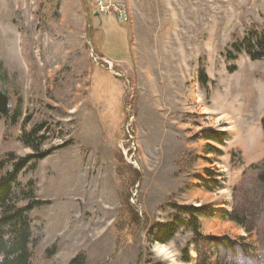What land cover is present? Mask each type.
<instances>
[{"label":"rangeland","instance_id":"1","mask_svg":"<svg viewBox=\"0 0 264 264\" xmlns=\"http://www.w3.org/2000/svg\"><path fill=\"white\" fill-rule=\"evenodd\" d=\"M107 2L128 20L99 15L92 0H0V91L21 111L16 124L0 119V160L32 154L19 140L25 121L45 123L40 151L68 144L19 176L50 202L29 214L31 264L157 262L148 232L175 205L220 210L199 232L247 250L219 249L211 262L264 264V57L227 58L264 30V0ZM206 130L226 133L225 144ZM208 172L221 188L204 186ZM173 239L185 241L177 264H189L192 233Z\"/></svg>","mask_w":264,"mask_h":264},{"label":"trees","instance_id":"2","mask_svg":"<svg viewBox=\"0 0 264 264\" xmlns=\"http://www.w3.org/2000/svg\"><path fill=\"white\" fill-rule=\"evenodd\" d=\"M232 50L228 52L227 58L235 59L236 53L245 51L247 56L251 59H261L264 57V30L261 32H250L239 43L232 44ZM200 81L203 82L204 76L202 71L199 75ZM21 117V111L18 107L10 109L8 95L0 91V119L4 120L5 125L16 124ZM27 121L23 122L22 131L19 140L23 145L33 150L32 154L25 157L16 158L13 154H7V158L0 160V264H31L32 251L31 248L36 245L37 238L34 237L30 212L37 207L49 204V201L39 200L35 196L36 182L32 179L28 180L26 184H22L19 176L22 173H28L36 169L37 163L47 157L52 151L58 147H66L68 144H61L49 150L40 151V146L46 140V136L39 135V133L46 131L45 123H40L26 130ZM205 139L207 141L215 142L222 146L225 144L227 134L224 132H217L213 130L205 131ZM208 151L221 154L219 148L208 146ZM11 167L3 172L7 164ZM208 179L203 180L204 186L208 190H212L216 186L221 188V184L214 181V175L208 172ZM259 178L264 180V175H259ZM213 183V184H211ZM21 203H23L21 205ZM176 213L169 223H154L149 229L150 241L167 242L172 240L176 234L182 229L183 231H190L193 235V240L190 244H194L195 258H191L189 244L182 250V260L185 263L191 264H245L247 258L242 255L240 260L235 258L227 260V257L221 259L222 262H211V258L215 255L219 256V249H223L230 254L235 253L240 249L242 252H247L242 249L239 244L232 241L229 237H217L214 235H202L199 231L203 217L214 218L218 216L216 208L208 209L202 206H174ZM219 217L223 220H232L239 225H243V221L239 220L232 211L221 210ZM207 247L204 251L201 249L202 244ZM227 255V254H226ZM229 257V256H228ZM85 258L82 254L74 257L68 264H84ZM229 261V262H227ZM249 263V262H248ZM151 264H157L153 262Z\"/></svg>","mask_w":264,"mask_h":264},{"label":"clouds","instance_id":"3","mask_svg":"<svg viewBox=\"0 0 264 264\" xmlns=\"http://www.w3.org/2000/svg\"><path fill=\"white\" fill-rule=\"evenodd\" d=\"M184 243V240H180L178 246L176 239L156 242L151 246V252L156 258L157 264H177V257L180 255V249Z\"/></svg>","mask_w":264,"mask_h":264},{"label":"built area","instance_id":"4","mask_svg":"<svg viewBox=\"0 0 264 264\" xmlns=\"http://www.w3.org/2000/svg\"><path fill=\"white\" fill-rule=\"evenodd\" d=\"M92 1L95 7V11L99 15H105V16L110 15L109 13L112 10L113 13H111V15H113V17L119 22L125 23L128 20V14L125 8H123L124 7L123 5L119 4L116 6L115 4L108 3L107 0H92Z\"/></svg>","mask_w":264,"mask_h":264},{"label":"snow or ice","instance_id":"5","mask_svg":"<svg viewBox=\"0 0 264 264\" xmlns=\"http://www.w3.org/2000/svg\"><path fill=\"white\" fill-rule=\"evenodd\" d=\"M162 251H164V250H162Z\"/></svg>","mask_w":264,"mask_h":264},{"label":"water","instance_id":"6","mask_svg":"<svg viewBox=\"0 0 264 264\" xmlns=\"http://www.w3.org/2000/svg\"><path fill=\"white\" fill-rule=\"evenodd\" d=\"M96 15H98V14H96Z\"/></svg>","mask_w":264,"mask_h":264}]
</instances>
